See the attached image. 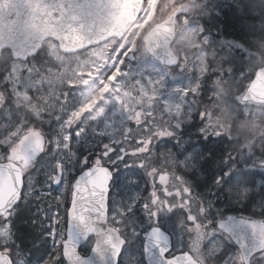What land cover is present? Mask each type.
I'll list each match as a JSON object with an SVG mask.
<instances>
[{
  "label": "rangeland",
  "instance_id": "374dc122",
  "mask_svg": "<svg viewBox=\"0 0 264 264\" xmlns=\"http://www.w3.org/2000/svg\"><path fill=\"white\" fill-rule=\"evenodd\" d=\"M175 1L147 0L136 25L120 41L112 40L74 57L62 55L57 44L49 41L40 61L11 62L7 74H0V159L24 127L32 124L51 136L66 135L78 120L82 132L87 129L84 135L90 142L85 146L86 152L102 139L105 143L123 140L122 150L133 153L127 162L120 163L111 195L113 217L131 243L124 264H132L133 257L141 260L138 247L142 233L152 222L150 214L159 213L162 223L178 238L185 234L182 228L190 226L187 219L191 216L197 219L196 226L202 227L208 217L220 219L234 212L244 215L239 211L245 207L249 211L256 207L264 214V168L260 166L264 161V107L242 102L244 89L256 70L264 66V0L219 3L220 10L233 6L239 15L250 8L249 24L254 25L253 20L258 23L255 28L249 25L251 33L244 34L248 35L246 41L224 37L215 40L201 26L189 25L184 20L175 44L183 61L178 68L170 70L153 61L139 47L138 40ZM220 10L207 13L220 19ZM131 53L134 61L128 60ZM220 53L226 58L242 55L245 70L236 73L233 65L231 69H210V64L216 67ZM7 63L2 60L0 67ZM213 74L216 75L212 79L208 77ZM117 91L127 100L120 111L121 117L116 122L109 121V117L95 119L93 109L97 102ZM204 100H211L216 107L205 110ZM192 122L200 125L202 143L194 144L188 151L177 150L176 146H186L179 131ZM98 129L100 136L96 137L94 133ZM138 140H143L142 148L137 147ZM213 145H223L226 160L216 177L212 176L215 167L211 163L208 168L212 179L207 186H200L207 179L202 174L208 158L205 152ZM164 174H168L165 183L161 180ZM218 180L221 182L217 183ZM211 186H215L214 191H210ZM197 188L202 193L200 199L191 200V189L197 191ZM180 191L181 195L172 196V192ZM207 197L209 207L204 205ZM185 202L190 205L186 207ZM145 203L147 211L141 207ZM52 211L57 209L53 207ZM58 211L63 214L64 207ZM34 212L35 207L28 215ZM127 223H130L128 229ZM189 231L188 246L203 264H220V259L224 255L230 257L231 253L230 264H243L227 240L220 258L215 257L213 250L203 248L212 235L211 230L196 232L191 227ZM254 264H264V259L259 258Z\"/></svg>",
  "mask_w": 264,
  "mask_h": 264
},
{
  "label": "snow or ice",
  "instance_id": "6c2138e0",
  "mask_svg": "<svg viewBox=\"0 0 264 264\" xmlns=\"http://www.w3.org/2000/svg\"><path fill=\"white\" fill-rule=\"evenodd\" d=\"M200 118L204 119L203 114ZM86 131L82 132L80 126L69 128L66 135L56 133L48 137L47 149L43 145H26L17 159L0 163V264H88L81 254L87 252L92 237H96L93 252L103 257L106 250L111 264H121V253L129 241L117 234L118 229L107 232L98 229L95 217L108 204L107 192L113 169L120 162H127L133 153L122 150L123 140L105 143L101 139L95 149H89L90 154H86L85 146L90 142L84 135ZM94 135L100 136L99 129ZM135 143L138 148L144 145L143 140ZM101 170H106L103 171V181L96 183L93 178ZM61 206L64 207L63 215L58 211ZM33 207L35 212L28 217V225L38 238L33 239L29 248L25 238L33 233L19 228L17 221L32 212ZM53 207L57 211L53 212ZM134 207L135 204L131 211ZM141 207L147 211L146 203ZM148 217L153 223L146 238L145 254H152L155 248L162 264H182L184 246L171 243L159 213ZM254 223L249 221L248 227ZM209 227L212 235L204 242L203 248L213 250L215 257L220 258L225 253L226 240L236 243V249L245 251L246 256L248 252L252 255L264 253L262 241L256 238L258 232L253 233V243L249 247L246 241L224 236L221 232L223 226L221 229L213 228L212 224ZM217 241L220 242L218 247ZM231 258L232 253L230 257L224 255L220 264H230ZM260 258L264 259V256ZM247 260L251 264V256H247ZM132 264L141 262L138 257H133Z\"/></svg>",
  "mask_w": 264,
  "mask_h": 264
},
{
  "label": "water",
  "instance_id": "95a60500",
  "mask_svg": "<svg viewBox=\"0 0 264 264\" xmlns=\"http://www.w3.org/2000/svg\"><path fill=\"white\" fill-rule=\"evenodd\" d=\"M143 2L144 0H0V58L4 50H10L13 59L26 62L38 54L48 39L55 40L63 54H76L111 38L120 39L135 23ZM190 7V4H184L174 9L143 38L148 53L164 66L175 67L180 62L171 46L175 38L176 19ZM242 100L245 103L264 106V68L257 71ZM26 145L40 146L43 141L39 137L24 140L21 143L22 150ZM262 166L264 167V163ZM103 171L106 170L97 173L93 178L94 182L103 181ZM104 183L106 184V181ZM109 192L110 186L107 197ZM95 218L98 221L96 227L101 231L113 229L107 223L108 204ZM249 221L254 220L229 217L226 221L219 222L218 228L223 226L222 232L233 240L248 242L249 247L253 243V233L258 232L256 238L260 239L261 246H264V222L255 221L248 227ZM117 234L120 235L119 232ZM79 235L77 230V238ZM149 235L150 233L147 236ZM92 238L96 241V237ZM146 247L147 240L145 249ZM157 252L154 248L152 254L146 255L148 264H156L153 256ZM241 252L245 263L248 264L247 256L254 255L248 252L246 256L245 251ZM187 256L189 255L181 258L182 264L188 262ZM83 258L88 264H111V257L106 250L101 257L91 249L90 254Z\"/></svg>",
  "mask_w": 264,
  "mask_h": 264
},
{
  "label": "trees",
  "instance_id": "16d2710c",
  "mask_svg": "<svg viewBox=\"0 0 264 264\" xmlns=\"http://www.w3.org/2000/svg\"><path fill=\"white\" fill-rule=\"evenodd\" d=\"M234 9H231V7H228V8H225V9H222V18H221V21L219 22V24H212V22L209 23V26L208 24H206V20L201 18V20H199V22L203 23L205 25V27L207 29L210 30V28L213 30V32L215 34H218V31H220V37H227V38H236V39H243L244 41H246V37L245 36H248L251 32L248 30L249 28V20L247 17H240L238 16L236 13L234 12H230V11H233ZM195 20L198 21V15L195 16ZM254 23V25H250V27L252 28H255V26L257 25L258 23V20L257 21H252ZM210 27V28H209ZM215 30V31H214ZM211 31V30H210ZM255 32L253 33V35L255 36ZM244 34H248V35H245ZM255 38H258L255 36ZM263 39V38H261ZM226 50V48H225ZM9 63L5 64L3 66V68L1 69V75H6L7 71H8V68H9V64L12 62L10 59H8ZM212 63V61H211ZM234 68H232V70H234L236 73H240L241 71H244L245 70V59L242 55L240 54H235V55H230V57L226 58V55L225 54H221L220 53V56L218 58V62L216 64V67H214L215 65L212 66V64H210V69H213L212 70H216L218 68H221V69H231L230 66H232ZM216 74H213L211 76H208L209 78H213L215 77ZM211 100H204L203 102V105H205L204 109L205 110H208V109H213L216 107V105H212V103H210ZM198 111H200V108L198 109ZM197 116V115H196ZM198 129H199V126L197 124H189L188 125V135H189V138L190 139H193L194 137L197 136L198 134ZM222 147L223 145L221 146H217V147H213V148H210L209 151H206V156L208 157L206 159V163L205 165L203 166V173L204 175H206L207 179L206 181L204 182L203 185H200V186H207V182L211 181V174H210V171H209V165L212 163V165H214V170H213V174L212 176L213 177H216L217 176V173H218V169L219 170V174H221V171H222V165H223V162H224V158H225V153L222 152ZM216 163V164H215ZM221 176V175H220ZM215 181V179H214ZM214 187L215 186H211L210 188V191H214ZM197 191H194V189L192 190L191 189V193H193V198L199 200L200 197L198 198L199 195H201V190L200 189H196ZM198 192V193H196ZM223 193L224 190H222ZM195 200V202L197 201ZM210 202V198L207 197V200L205 202L204 205H208V203ZM195 206V204H194ZM248 206V205H247ZM206 207H209L206 206ZM211 208V207H210ZM197 209V208H196ZM247 207H245V209H243V211L251 216V217H254V218H262L264 219V214H261L259 213L257 210V208L255 207L254 210L252 211H249ZM28 214V213H27ZM28 217L29 215L27 216H24L22 218V221L19 222L18 224L19 225V228H21L22 230L24 231H27V232H32L33 235L31 236H28L25 238V243L26 245L31 248V244L33 242V239L34 238H38V236H36V234L34 233L33 231V228L32 227H29L28 225ZM32 237V239H31Z\"/></svg>",
  "mask_w": 264,
  "mask_h": 264
},
{
  "label": "bare ground",
  "instance_id": "6f19581e",
  "mask_svg": "<svg viewBox=\"0 0 264 264\" xmlns=\"http://www.w3.org/2000/svg\"><path fill=\"white\" fill-rule=\"evenodd\" d=\"M250 8H245V12L243 15H239L236 10L230 11L236 13L238 16L242 17H252V14L249 12ZM247 14V15H245ZM125 95L127 93H124ZM127 104V100L121 95L119 91L106 97L105 99H101L95 105L93 109V113L95 115V119L105 120L116 122L121 117V109L124 108ZM108 126H111L110 124Z\"/></svg>",
  "mask_w": 264,
  "mask_h": 264
},
{
  "label": "flooded vegetation",
  "instance_id": "af4514ba",
  "mask_svg": "<svg viewBox=\"0 0 264 264\" xmlns=\"http://www.w3.org/2000/svg\"><path fill=\"white\" fill-rule=\"evenodd\" d=\"M214 4V3H213ZM21 135H24V134H26V133H28V131L26 130V129H24V130H21ZM20 135V134H19ZM18 135V136H19ZM48 137H50L49 136V134H47L46 135V140H47V142H48ZM6 159H8V157H7V155H6ZM121 163V162H120ZM120 163H119V165H120ZM118 168H119V166L118 167H115L114 169H113V174H114V180H113V182H112V186H114V183H115V179L117 178V170H118ZM111 213V212H110ZM24 216H22V217H20V219L17 221V225H18V223L20 222V221H22V218H23ZM110 223L114 226V227H118V228H120V225L118 224V222L116 221V219H114V218H112V219H110ZM196 222L195 221H192V224H195ZM209 226H210V224H208V223H204V225L201 227V228H197V227H195V225H194V227H195V230L196 231H202V230H206V232L207 231H209ZM213 226V225H212ZM173 240H174V242H175V239H174V237H173ZM183 242H186V244L185 245H183ZM188 243H189V237H183L182 239H181V244L184 246V253L185 252H191L192 253V250L190 249V247L188 246ZM192 255L194 256V254L192 253ZM124 256V255H123ZM143 258H144V256H143ZM194 258L195 259H198V258H196L195 256H194ZM199 260V259H198ZM143 264V263H142Z\"/></svg>",
  "mask_w": 264,
  "mask_h": 264
}]
</instances>
